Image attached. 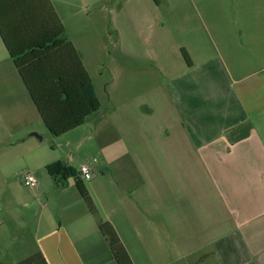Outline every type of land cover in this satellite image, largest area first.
<instances>
[{"label":"crops","instance_id":"crops-1","mask_svg":"<svg viewBox=\"0 0 264 264\" xmlns=\"http://www.w3.org/2000/svg\"><path fill=\"white\" fill-rule=\"evenodd\" d=\"M40 1L0 0L7 42L0 36V264L36 254L45 264H117L98 220L112 228L132 264H264V65L233 78L217 60L189 58L190 66L162 86L161 98L129 106L114 105L109 95L107 109L84 63L93 32L74 29L79 12L92 18V0H48L65 30L63 44H54L62 37H54L57 28L47 32L41 19L34 30L23 23ZM251 45L259 43L248 41L247 50ZM10 50L19 58L33 53L23 69L52 100L50 110L56 107L57 129L82 112L72 111L71 100L65 104L58 85L78 95V58L99 111L53 136ZM245 123L248 136L230 144L226 133ZM86 143L94 156L87 163L79 160ZM55 162L76 170L96 214L74 179L56 185L48 175L46 166ZM84 165L89 181L79 173ZM25 173L37 179L34 191L23 186ZM26 233L33 255L25 249ZM8 243L18 247L4 262Z\"/></svg>","mask_w":264,"mask_h":264},{"label":"rangeland","instance_id":"rangeland-1","mask_svg":"<svg viewBox=\"0 0 264 264\" xmlns=\"http://www.w3.org/2000/svg\"><path fill=\"white\" fill-rule=\"evenodd\" d=\"M91 5L92 18L79 12L74 29L93 32L95 43L84 63L107 109L109 95L114 105L129 106L161 98L170 77L186 70L181 49L196 64L223 63L233 78L264 65V0H92ZM251 40L259 45L247 50ZM79 155L85 163L94 158L87 143ZM23 242L33 255L31 235ZM3 247L9 262L18 245Z\"/></svg>","mask_w":264,"mask_h":264},{"label":"trees","instance_id":"trees-1","mask_svg":"<svg viewBox=\"0 0 264 264\" xmlns=\"http://www.w3.org/2000/svg\"><path fill=\"white\" fill-rule=\"evenodd\" d=\"M37 6H38L37 7L38 9L29 11L28 14H23V19H22L23 23L26 25L27 28L34 30L37 23L38 22L40 23L39 19H41V24L44 23L47 28L46 31L57 28L58 32L54 34V37L55 38L62 37V40H57L54 42V44H63V39L65 38V30L62 27L59 19L55 15L49 1L48 0L40 1ZM0 36L2 37L4 42L7 44L6 38L1 30V25H0ZM67 45L72 49L70 44H67ZM32 48L34 47L32 46ZM32 48H29L30 51H32L31 50ZM10 54L12 58L14 59V63L19 70L22 80L24 81V84L26 85L28 89V92L40 114V117L43 123L45 124L46 128L49 130V132L53 136H60L66 133L67 131H69L70 129L79 127L80 125H82L84 118L90 115H93L99 111L100 101L96 97L94 87L92 85V82L88 74L84 70L80 62V59L77 57L75 53V56L78 58L77 62H78V68H79V80H78L79 93L78 95L72 94L71 96L69 92L65 90V88L62 89L61 85L60 84L58 85H59V88L62 94L66 96L65 104L69 105V102H70L69 100H71L72 101L71 104H73L72 111L77 112L78 110H80L82 112H81V115L77 118V121H75V123H73L72 125H68L67 127L57 129L55 122L53 121V114L51 112V110L55 111L56 107L53 106V108H51L50 110L49 104L50 103L52 104V100L48 96L46 97L38 92L35 86V81L37 78H32L27 73V70L23 69L24 67L23 62L25 60L27 59L30 60L27 63L33 62V59H32L33 53H26L24 55L25 56L24 58H19V56L17 54H14L12 50H10ZM181 54L186 64L190 66V59L186 51L181 49ZM21 60H23L22 64H21ZM75 98H77V100H75ZM76 101L78 102V107L77 106L75 107L74 105ZM250 129H251L250 124L245 123L243 125H240L236 128L229 130L226 133V137L230 144H234L246 138L249 134ZM46 172L48 173L50 177L54 179V182L56 183V185H59V184L63 185L64 182L69 178L74 179L76 188L79 194L81 195V197L83 198V200L85 201L88 207V210L92 214H96V210L92 204V201L90 200L85 190L84 185L80 182L79 174L76 172L75 169L69 166H66L65 164L61 162H55V163H52L46 166ZM98 226H99V229L102 235L105 237L108 243L110 252L115 262L117 264H132L127 253L125 252L124 248L120 244L112 228L108 224L101 223L100 220H98ZM19 264H45V262L39 254H36L20 262Z\"/></svg>","mask_w":264,"mask_h":264},{"label":"built area","instance_id":"built-area-1","mask_svg":"<svg viewBox=\"0 0 264 264\" xmlns=\"http://www.w3.org/2000/svg\"><path fill=\"white\" fill-rule=\"evenodd\" d=\"M79 173L82 179L86 181H89L92 178V172L87 165L81 166ZM28 177H32L33 179L29 180ZM22 184L27 190L34 191L37 188L38 182L33 174L25 173L22 177Z\"/></svg>","mask_w":264,"mask_h":264},{"label":"clouds","instance_id":"clouds-1","mask_svg":"<svg viewBox=\"0 0 264 264\" xmlns=\"http://www.w3.org/2000/svg\"><path fill=\"white\" fill-rule=\"evenodd\" d=\"M29 180H32L33 178L32 177H28Z\"/></svg>","mask_w":264,"mask_h":264}]
</instances>
